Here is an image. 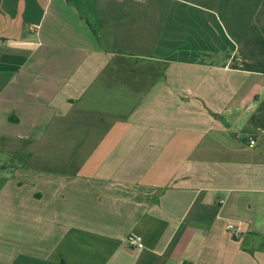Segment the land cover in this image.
I'll list each match as a JSON object with an SVG mask.
<instances>
[{"label":"crops","instance_id":"1","mask_svg":"<svg viewBox=\"0 0 264 264\" xmlns=\"http://www.w3.org/2000/svg\"><path fill=\"white\" fill-rule=\"evenodd\" d=\"M0 264H264V0H0Z\"/></svg>","mask_w":264,"mask_h":264},{"label":"built area","instance_id":"2","mask_svg":"<svg viewBox=\"0 0 264 264\" xmlns=\"http://www.w3.org/2000/svg\"><path fill=\"white\" fill-rule=\"evenodd\" d=\"M247 144L250 147H254L257 144V140L255 138L251 137V138H249ZM220 202H224V200H220ZM227 229L236 238L237 237H240V235L242 233L241 225L236 220L230 221L227 224ZM127 245H128V247L133 248V249H140V248H143L144 247V243H143L142 237L140 235H138V234H131L128 237Z\"/></svg>","mask_w":264,"mask_h":264},{"label":"trees","instance_id":"3","mask_svg":"<svg viewBox=\"0 0 264 264\" xmlns=\"http://www.w3.org/2000/svg\"><path fill=\"white\" fill-rule=\"evenodd\" d=\"M17 155H19L20 157L24 158V160L26 161L30 154L29 153H17Z\"/></svg>","mask_w":264,"mask_h":264}]
</instances>
